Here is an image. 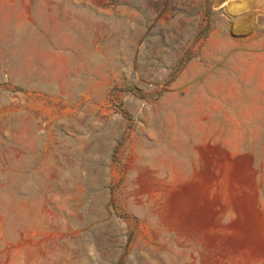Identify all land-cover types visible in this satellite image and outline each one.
<instances>
[{
  "label": "rangeland",
  "instance_id": "374dc122",
  "mask_svg": "<svg viewBox=\"0 0 264 264\" xmlns=\"http://www.w3.org/2000/svg\"><path fill=\"white\" fill-rule=\"evenodd\" d=\"M0 25V264H264V0H0Z\"/></svg>",
  "mask_w": 264,
  "mask_h": 264
},
{
  "label": "crops",
  "instance_id": "0c3cea01",
  "mask_svg": "<svg viewBox=\"0 0 264 264\" xmlns=\"http://www.w3.org/2000/svg\"><path fill=\"white\" fill-rule=\"evenodd\" d=\"M1 34H2V31H1V25H0V79L4 72L2 69L9 68V66L15 69L14 67L16 66V61H17L16 54L13 49L10 51V54L6 52V46L4 45V40L2 39L3 37ZM15 42L16 40L14 39L12 41V44H15ZM11 72L13 73L14 71H11Z\"/></svg>",
  "mask_w": 264,
  "mask_h": 264
},
{
  "label": "trees",
  "instance_id": "16d2710c",
  "mask_svg": "<svg viewBox=\"0 0 264 264\" xmlns=\"http://www.w3.org/2000/svg\"><path fill=\"white\" fill-rule=\"evenodd\" d=\"M204 33H201V35H200V38L202 39H204L205 37H207V35H208V33H209V29H206V30H204L203 31Z\"/></svg>",
  "mask_w": 264,
  "mask_h": 264
}]
</instances>
